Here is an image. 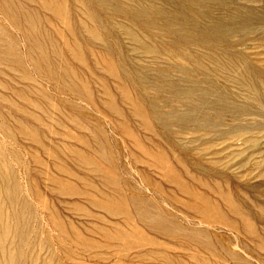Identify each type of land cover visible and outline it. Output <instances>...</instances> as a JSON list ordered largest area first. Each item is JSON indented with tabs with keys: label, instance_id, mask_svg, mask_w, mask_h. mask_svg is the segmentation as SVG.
<instances>
[{
	"label": "bare ground",
	"instance_id": "bare-ground-1",
	"mask_svg": "<svg viewBox=\"0 0 264 264\" xmlns=\"http://www.w3.org/2000/svg\"><path fill=\"white\" fill-rule=\"evenodd\" d=\"M24 1L35 4L46 20L55 25L53 32L47 31L34 12L23 9L14 0H0V16L12 27L23 30L34 71L114 117L117 127L130 133L126 136L139 154L138 161L143 165L152 163L161 175L160 187L154 184L156 190L164 186L171 188L170 194L176 195L174 202L203 220L218 221L232 228L238 225L264 251V231L262 239L251 213L239 205L255 197L222 189V183L216 180L223 177L218 171L219 164L225 160L220 150L215 153L220 157L218 160L206 158L215 151L218 142L231 139H238L253 149L257 135L264 130L262 122L248 127L239 124L244 117L264 107V74L245 56L237 54L229 42L234 35L264 27V13L248 7L246 0ZM56 37L64 45L67 57V61L58 64L53 62L59 56ZM21 58L11 35L0 27V103L8 108L7 114L0 111V135L8 141L16 139L26 143L36 167L35 176L41 179L47 192L71 200L69 211L73 215L89 212H83L78 203L85 199L93 211L122 218L126 225L138 217L148 229L161 234L182 232L167 214L153 212L156 208L151 201L139 197L124 199L116 177L107 176L100 168L104 162L109 173L113 171L104 142L84 136L82 122L65 114L44 90L29 80ZM84 74L94 77L93 83L102 93L100 99L95 98ZM232 89L238 90L239 102L231 99ZM118 101L128 108V113L119 108ZM227 120L232 121L229 130L225 129ZM131 124L148 137L145 139L148 144L137 141ZM65 125L74 127L77 133L70 134ZM38 126L42 127L41 131ZM245 129L254 135L245 136ZM51 136L58 138L53 142ZM3 144L0 141V264H51V252L46 251L36 234L31 236L36 216L23 196L17 171L11 165H18L22 154L6 150ZM235 147L236 144H228L222 150L234 156L238 154ZM39 154L48 161L47 165ZM49 163L55 175L49 173ZM241 163L242 167L251 165L249 159ZM75 170L88 172L93 180L105 182L113 195L99 193L88 178ZM235 181L243 183L238 177ZM28 183L31 195L43 207L53 226L77 247L129 252L145 244H155L135 228L125 231L115 225L107 230L92 224L87 232L100 235L105 243L91 244L84 239V233L81 235L79 227L53 213L49 202L41 196L35 178L30 177ZM196 186L212 192L227 212L218 209L209 194L193 191ZM97 194L101 200L96 198ZM259 210L264 211V206ZM228 212L238 217L239 224L236 225L235 217L237 222H232ZM192 229L184 230L185 237L194 239L190 245L209 249L207 240H202L203 231ZM151 257L146 255L142 259L151 260ZM157 258L160 262H170L163 254ZM190 261L209 264L197 255Z\"/></svg>",
	"mask_w": 264,
	"mask_h": 264
},
{
	"label": "rangeland",
	"instance_id": "rangeland-1",
	"mask_svg": "<svg viewBox=\"0 0 264 264\" xmlns=\"http://www.w3.org/2000/svg\"><path fill=\"white\" fill-rule=\"evenodd\" d=\"M14 1L23 9L37 14L41 18L40 24L45 30L50 32L54 31L55 25L53 26L46 20V15L42 11H40L35 4L27 3L24 0ZM246 1L247 2L244 3L247 4L248 7H251L258 13H264V0ZM0 15H2L1 11ZM0 17V27H2L6 33H9L11 35L15 51L22 57V68L24 69V73L29 78V80L33 82L37 87L44 90L51 98V100L56 102V104L61 107L65 114L75 116L82 122L85 127L84 136L90 139L93 138L97 141L99 140L101 142H104L107 156L113 165V171L109 173L104 162L100 163V168L104 173L108 174L107 176L114 175V177H116L120 184L124 199L126 201H130L131 198L139 197L143 200L151 201V203L154 205V209H157H155L153 212H160L164 215L167 214L166 216L171 220V222L174 225L176 224L175 226H177L179 230L182 231L174 235L161 234L160 232L148 229V227L144 225L145 222L139 220L138 217L135 218L132 223L126 225L125 221L122 218H111L104 213L93 211L87 205L85 199H81L78 203L83 212H89H87L86 215H73L69 211L71 207V200H69L68 198H60L49 194L47 192V189L45 188L46 186H44L41 179L38 176H35L36 167L31 161V151L27 149L26 143L16 139L8 141L9 139L7 140V138H3L0 135V141L2 144L4 143L3 145L6 150H13L19 155L22 154L20 157V163L18 165L12 163L11 165L15 166H13V168L15 169V171H17L16 173L19 182L21 184V187L23 188V196L28 205L32 208L34 217L36 216L33 221V224L35 226L33 230L34 233L32 232L31 236L33 237L36 234V236L41 241V244H43L47 248L46 251L49 250L51 252L53 256L51 264H194L192 261H190V258L195 255L203 258L205 261L209 262V264H264V251L260 250L256 246V244L249 237L245 236L244 233L240 230L237 225L239 224L238 217L233 216L228 212V215L233 223H236L238 220V222L236 223V228H232L230 226H224L218 221L203 220L199 216H196L193 213L186 211L181 206H178L173 199V196H175L176 198V195L172 196V194H170L171 188L165 186L159 188V184L162 183V179L161 175L156 171L154 165L152 163H150V165H143L140 161H138L139 154L133 148L129 137L126 136V134L129 136L130 133H126V131L124 132V130H121L119 127H117L114 117L105 113L101 108H99V106H97V104L76 96L70 90L59 85L56 81L43 79V76L40 73L34 71L31 65V61L27 55V45L23 36V30L12 27V25L4 16ZM6 21H8L9 24H7ZM54 41L57 49L59 50V56L55 58L53 62L55 61V64H58L63 61H67V57L64 55V45L57 37L56 39L54 38ZM229 42L232 45L233 50L236 51L237 54L245 56V58L251 63V65L255 66L261 73L264 74V27L251 28L245 33L234 35L232 38H230ZM25 57L27 60L25 59ZM84 76L87 80H89L95 98L100 99L102 97V93L98 86L93 83V81L95 80L94 77H92L90 74H84ZM6 80L8 81L7 78ZM9 83H12V81L10 80ZM231 91V99L233 101H237L239 96L238 90L232 89ZM117 103L119 108H121L123 112L128 113V108L125 107L124 104L119 101ZM0 111L3 114H7V105L0 103ZM258 122H262V125L264 126V107H261L258 112H252L250 114V117L249 115L248 117L246 116V118L244 117L239 124H241L243 127H248ZM230 124H232L231 120H227L225 122V125L227 127H225L226 130L230 129ZM64 127L69 133H77V130L72 126L65 125ZM131 128L134 130L133 133H136L135 136L137 141L141 140L145 144H148V142L145 140L148 137L144 136L138 126H136L135 124H131ZM38 129L39 131H41L42 127L38 126ZM244 133L245 136L254 135L251 130L248 129H245ZM57 138V136H51L50 140L54 142L57 140ZM222 142L223 141L218 142L219 144L215 147V151L208 153L206 155V158L210 161L218 160V158L220 157H217L215 153L220 150L219 153L222 152L221 158L225 160L219 164L220 169L218 171L219 173L223 174V177H218L216 178V180L219 183H222V189H225V191H229L231 193L244 192L250 196L255 197L254 199L249 196L251 200H246L247 204L240 202L239 205L241 209L251 213L250 217L252 219V222L254 226L257 225L255 229H257L261 237L263 236L264 231V211L259 210L260 207L264 206V176H261L263 175L262 172H264V130H262L261 134L257 135L255 145L256 148L254 147L253 149H249L248 146L242 145V141L238 139H231L228 141L226 140L225 142H223V144ZM228 144L237 145V147H235L234 149L235 152L238 153L237 155L230 156V152L222 150ZM177 153L181 155L179 152ZM39 156L47 165L48 161L44 159V156H42L41 154H39ZM246 159H249L251 165L242 167L241 162L243 160L245 161ZM169 164L171 165L172 162L169 161ZM190 164L194 165L193 162H190ZM48 171L51 175L56 174L54 168L50 163ZM75 171L80 176L83 175V177L88 178L89 182H91L92 185L94 184L93 186L97 188L99 193L113 195L112 188H110L105 182L98 179L93 180L92 175L88 172H83L81 170ZM31 174L32 176H30ZM30 177L37 180L38 184L36 186L38 187L41 196H44V199L49 202L51 208L53 209V213H56V215H58L66 223H71L79 227L82 231L81 235L84 233L83 235L86 236V238L84 239H86L87 242L91 244L95 243L97 246L105 243L104 239L100 235H92L87 232L89 231L88 229L92 224L97 225V227L99 226V228L107 230H109L111 226L115 225L122 227V229L125 231L135 228L141 233H145L144 236L149 238L155 244H145L129 252H118L116 250L105 249L89 250L77 247L71 239L65 237L53 226L52 222L48 219L43 207L36 201V199L33 198L28 183V179ZM236 177H238V179H240L243 183L236 184ZM21 181L23 184L21 183ZM154 184L159 185L158 188L160 189V191L156 190L157 185L156 188H154ZM196 188L197 190H195ZM192 189L198 194H209V196H211L210 199L218 207V209L220 208V210L227 212L225 206L221 203V200L214 196V194H211L212 192L204 191V189L198 186ZM24 192L28 194L26 195ZM96 198L101 200L99 194L96 195ZM178 199L184 201L183 198ZM99 217L102 219H99ZM234 217L237 220H234ZM151 222L152 221L149 220L148 224H150ZM181 226L183 227V229L181 228ZM191 227H193L195 232H200L199 230L203 231L202 233L204 234V236H202V240H207L210 246L209 249H201L190 245V242L194 239L192 237V239H190V236L189 238H187L188 236L185 237L184 230L189 231V228ZM182 234L183 236H181ZM231 253L233 254V256ZM160 254L168 257L170 259V262H160L159 258H157V256ZM146 255L153 257H151V260L147 258L142 259V257Z\"/></svg>",
	"mask_w": 264,
	"mask_h": 264
}]
</instances>
